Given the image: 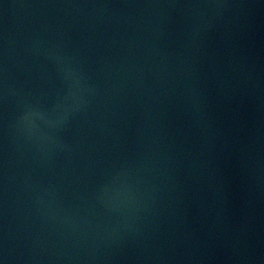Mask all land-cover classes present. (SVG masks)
Masks as SVG:
<instances>
[{
    "label": "water",
    "instance_id": "1",
    "mask_svg": "<svg viewBox=\"0 0 264 264\" xmlns=\"http://www.w3.org/2000/svg\"><path fill=\"white\" fill-rule=\"evenodd\" d=\"M0 264H264V0H0Z\"/></svg>",
    "mask_w": 264,
    "mask_h": 264
}]
</instances>
